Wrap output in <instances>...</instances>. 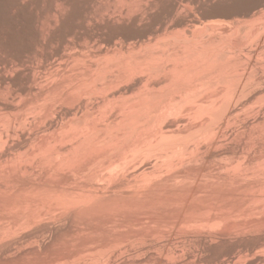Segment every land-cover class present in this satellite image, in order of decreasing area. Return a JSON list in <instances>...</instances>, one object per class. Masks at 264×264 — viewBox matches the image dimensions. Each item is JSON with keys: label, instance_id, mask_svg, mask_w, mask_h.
<instances>
[{"label": "bare ground", "instance_id": "1", "mask_svg": "<svg viewBox=\"0 0 264 264\" xmlns=\"http://www.w3.org/2000/svg\"><path fill=\"white\" fill-rule=\"evenodd\" d=\"M0 264H264V0H0Z\"/></svg>", "mask_w": 264, "mask_h": 264}, {"label": "rangeland", "instance_id": "2", "mask_svg": "<svg viewBox=\"0 0 264 264\" xmlns=\"http://www.w3.org/2000/svg\"><path fill=\"white\" fill-rule=\"evenodd\" d=\"M19 28H20V27H19ZM71 36H72V35H70V37H69V35L67 36V37L70 38L69 41H71V39H73V38H74V41H75L76 38H75L74 36H72V37H71ZM67 40H68V39H67ZM81 42H82V41H81ZM63 44H64V46H65L66 48H65V47L63 48V47H62ZM63 44H62V43H59V47H60V48H58L57 45H56V46L54 45L53 52L51 51L53 54L51 53V56L49 55V57H47L46 59L37 58V56H36V57H34V55L32 56V53H27V56H26V59H28L27 62H28V63H33L32 65L35 66V67H39V69L37 68V70H38L37 73H39V74L42 73V75H43V74H45L44 71H46V70H44L45 67H46V69H47V68H50V67L53 66V65L55 66V63H57V61H60V63H61V62L63 63V62H64V61H62L63 55H64V54L66 55L67 53L69 54V53H71V51L73 52V51L75 50V48H76V47L73 48L74 45L71 47L70 45H72V44H69V43H68L69 46H67L68 44L66 45V43H63ZM60 45H61V46H60ZM55 48H56V52L54 51ZM57 48H58V49H57ZM64 49H68L69 52H68L67 50H64ZM69 49H70L71 51H70ZM57 50H59V52H58ZM60 50H62L63 53H64V52H65V53H64V54L61 53ZM66 52H67V53H66ZM60 53L62 54V57H61V54H60ZM28 54H31V55H28ZM58 54H59V55H58ZM54 55H55V56H54ZM28 56H30V57H28ZM53 58H54V59H53ZM57 59H58V60H57ZM46 60H49V61L51 60V61L48 62V61H46ZM63 60H64V58H63ZM52 61H54V62H52ZM55 61H56V62H55ZM44 62H45V65H44ZM48 63H49V64H48ZM53 63H54V64H53ZM60 63H57V64H60ZM46 64H47V65H46ZM57 64H56V65H57ZM42 66H43V67H42ZM48 66H49V67H48ZM40 72H41V73H40Z\"/></svg>", "mask_w": 264, "mask_h": 264}]
</instances>
